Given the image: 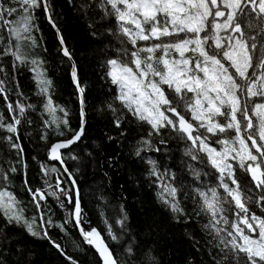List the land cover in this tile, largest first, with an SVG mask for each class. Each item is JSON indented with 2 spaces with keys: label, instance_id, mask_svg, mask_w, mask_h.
Segmentation results:
<instances>
[{
  "label": "snow or ice",
  "instance_id": "obj_1",
  "mask_svg": "<svg viewBox=\"0 0 264 264\" xmlns=\"http://www.w3.org/2000/svg\"><path fill=\"white\" fill-rule=\"evenodd\" d=\"M81 7L85 12L96 8L100 19L111 22L106 27L119 41L116 54L104 62V75L115 87L113 101L148 126L135 156L147 166L146 179L156 189L157 199L177 222L206 217L200 228L209 238L213 264H264V0H86ZM40 12L56 29L61 54L72 61L49 0H0V100L7 112L0 111V144L17 157H5L0 163V264H27L26 252L13 251L22 246L7 243L17 235L13 231L17 227L48 240L70 264H78L50 234L54 227L66 232L64 225L70 221L66 218L57 225L52 220L46 208L49 197L61 208L64 201L72 205L71 220L101 264H158L150 248L142 249L135 237L124 239L128 217L123 206L114 222L104 219L107 239L96 227H85L90 221L81 208L78 180L67 163L76 161L80 171L92 162L93 154L78 147L86 134L85 87L73 61L71 75L81 110L80 125L72 128L67 108L54 100L46 61L33 55L39 47ZM5 58L11 60V73ZM21 66L32 73L34 95L42 98L39 108L16 79ZM107 108L114 115L120 111L113 102ZM32 113L40 118L41 141L72 135L47 148V161L58 166L40 163L44 188L33 189L25 173L23 185L35 207L29 216L25 202L13 191V177L21 167L27 168L21 129L34 123ZM123 122L120 117L113 121L117 128ZM162 130L183 142L187 160L182 164L191 183L163 164L162 157L158 161L143 154L169 151ZM155 137L163 147L157 146ZM240 171L248 178L242 179ZM204 176L213 182L203 181ZM66 182L71 189L62 187ZM253 202L261 215L250 209ZM191 239L199 243L195 236ZM109 241L121 245L120 251ZM5 252L20 255L21 260L13 261Z\"/></svg>",
  "mask_w": 264,
  "mask_h": 264
},
{
  "label": "trees",
  "instance_id": "obj_2",
  "mask_svg": "<svg viewBox=\"0 0 264 264\" xmlns=\"http://www.w3.org/2000/svg\"><path fill=\"white\" fill-rule=\"evenodd\" d=\"M49 2L56 25L72 53L73 60L69 61L61 54L57 31L45 19L43 12L38 13L37 24L40 30L36 36L39 47L33 50V55H38L46 61L47 75L52 80L55 90L54 100L67 108L68 120L72 128H78L80 125L78 93L71 79L73 61L77 77L85 87L86 134L84 142L78 147L93 154L92 162L88 167H81V170L77 171V162L67 161L68 167L78 180L82 211L90 221V225L85 227H96L107 239L104 219L107 217L114 222L120 207L123 206L128 217L127 234L124 239L135 237L142 249L150 248L158 258V264H213L210 254L212 250L207 243L209 238L200 228L206 217L201 216L187 224L177 222L172 213L157 199L156 189L146 179L147 166L135 156L139 141L147 135L148 126L128 116L119 102L113 101L116 90L104 75L106 71L104 62L116 54V49L120 45L106 27L111 22L100 19V12L94 7L88 8L87 12L83 11L81 6L86 0H49ZM4 64L11 73L10 58H5ZM16 79L21 90L39 108L42 98L34 95L36 85L32 73L21 66ZM110 102L120 110L115 115L107 108ZM0 111H4L7 115L2 100H0ZM117 117L124 121L119 128L113 123ZM32 119L34 123L31 126L25 125L21 129L27 168L21 167L20 172L13 177V191L25 202L28 209L26 215L29 216L35 213V207L23 185L25 173L33 189L44 188L40 163L46 162L58 166V162L47 161V148L57 139H66L72 135L71 132L63 138L52 135L49 142L45 143L40 140L39 115L32 113ZM162 131L169 151L143 154L158 161L162 157L163 164H167L177 171L178 175H182L186 183H191L192 177L182 164V161L187 160V157L183 156V142L176 140L174 134L167 130ZM109 137L112 139L110 140ZM159 139L160 137L154 138L157 146L163 147L159 145ZM5 157L17 159L15 152L7 150L0 144V163L4 162ZM4 167L7 168L6 163ZM239 175L242 179L248 178L243 171H240ZM201 179L209 183L213 182L212 177L204 176ZM54 180L55 177L53 182ZM62 187L71 189L72 186L66 182ZM101 194L103 200L100 199ZM249 207L261 215L254 202ZM46 208L50 210L52 220L57 225L64 224L66 218L70 221L64 225L66 232L61 231L59 227L49 229L52 238L61 244L67 254L78 261V264H100L96 252L83 241L71 220L72 205L64 201V208H61L54 197H49ZM191 209L192 205L189 202V212ZM114 227L117 232L120 231L118 225ZM13 231L17 235L11 236L7 243L10 247L17 242L22 246L14 248L13 251L26 252L24 259L27 264H70L48 240L31 237L23 228L17 227ZM4 235H7V232ZM191 236H195V240L199 243L196 244ZM109 243L114 250L120 251L121 245L111 241ZM5 256H11L13 261L21 260L20 255L13 253L5 252Z\"/></svg>",
  "mask_w": 264,
  "mask_h": 264
},
{
  "label": "water",
  "instance_id": "obj_3",
  "mask_svg": "<svg viewBox=\"0 0 264 264\" xmlns=\"http://www.w3.org/2000/svg\"><path fill=\"white\" fill-rule=\"evenodd\" d=\"M71 73H72V69H71ZM71 79H72V75H71ZM72 82H73V79H72ZM73 84H74V82H73ZM74 86H75V84H74ZM76 87V86H75ZM76 90H77V88H76ZM77 93H78V90H77ZM78 102H79V106H80V110H81V104H80V100H79V98H78ZM80 234V233H79ZM81 236V235H80ZM83 239V238H82ZM94 251H95V249L91 246V245H89ZM96 252V251H95ZM96 254H97V252H96ZM97 256H98V254H97ZM98 258H99V256H98ZM99 260H100V258H99ZM100 264H101V261H100Z\"/></svg>",
  "mask_w": 264,
  "mask_h": 264
}]
</instances>
